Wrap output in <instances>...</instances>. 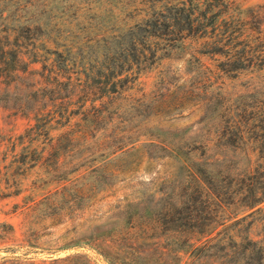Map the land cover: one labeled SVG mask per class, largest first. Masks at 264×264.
<instances>
[{"label": "rangeland", "instance_id": "374dc122", "mask_svg": "<svg viewBox=\"0 0 264 264\" xmlns=\"http://www.w3.org/2000/svg\"><path fill=\"white\" fill-rule=\"evenodd\" d=\"M199 1L0 0V264H251L242 259L249 245L233 248V234L263 240L264 201L233 223L242 215L233 218L238 180L259 161L256 143L233 136V98L264 106V68L221 71L217 56L197 52L200 40L163 35L160 58L135 59L117 76L126 78L112 123L138 140L108 157L103 176L87 173L108 159L91 153L102 130L88 132L79 152L61 134L73 127L61 125L63 106L69 115L77 104L63 95L78 80L87 90L111 80L129 40ZM221 2L264 29V0ZM101 86L102 96L112 90ZM46 115L47 137L23 136ZM258 134L251 129L249 140ZM165 144L197 160L210 191H196Z\"/></svg>", "mask_w": 264, "mask_h": 264}, {"label": "trees", "instance_id": "16d2710c", "mask_svg": "<svg viewBox=\"0 0 264 264\" xmlns=\"http://www.w3.org/2000/svg\"><path fill=\"white\" fill-rule=\"evenodd\" d=\"M221 1L206 0L203 2L201 0L196 5L198 6L196 9L194 7L180 8L171 15L164 16L167 23L159 25V28H155L152 32L146 30L145 34L136 37L137 39L129 40L127 47L121 48L120 52L116 54L118 59L121 56L120 61L122 66L120 70L112 72L111 80L100 83L101 87L109 85L110 89H112L108 91L106 96L100 94V86L95 85L87 90L85 89L84 82L78 80L82 83L75 85L77 88V90L75 89L76 92H67L63 95L66 102L72 96L77 99L75 108H69V115L68 107L63 106L61 118L66 119V121L61 125L67 128L70 125L73 126L67 130H63L61 134L64 139L70 142L71 146L79 152L87 146L88 132L91 130L96 131V129L100 128L103 134L99 138V148L91 153L98 152V155L103 158L102 161L111 155H116V152L126 150L127 146H131V144L138 140L133 132L129 131L124 134V129L116 127L119 125V122L116 124L112 123L114 118L118 119L120 117L118 114L121 112L120 106H113L112 100L115 98V94L120 95L123 91L122 88H119L118 82L126 78V76L123 79L117 78V76L123 72L127 75L135 59L136 61L137 59L143 60L146 58V55H156L157 58H160L161 54L156 53H159L161 48L156 46L155 40L162 39L163 35L179 33L182 34L181 37L189 36L194 38L195 41L200 40L201 43L199 45L204 50L199 49L197 52L217 56L218 63L216 67L221 71L262 70L264 68V29H261L260 26L255 27L251 25V22H248V20H243L238 12L234 14L233 10L229 8L230 6L226 2L222 4ZM255 15L257 14L255 13ZM251 16L252 18L255 17L253 14L248 15L249 18ZM102 76V73H94L93 77ZM209 78L210 76L205 80ZM73 84L75 82L72 83V86ZM199 85L200 83L196 84L194 88L200 89ZM234 95L236 97L233 98V136L234 138L236 137V140H248L249 142L253 141L256 143L259 160L258 165L247 174L248 177L243 176L238 180L237 189L233 192V206L238 207H234L236 210H233V218L242 214L240 218L233 220V223H238L239 220H243L244 217L250 216L253 212L260 211L262 207L259 204L264 201V106L255 111L248 110L247 106L242 103L244 95L238 92L234 93ZM199 99L201 98H196L194 101ZM107 100H110L109 105L105 103ZM49 112L47 111V113ZM73 117H77V120L71 122V118ZM33 119V125L24 130L23 136L35 138L36 136L46 135L47 137L50 131L48 125L49 116L46 115L42 119L34 116ZM251 129H256L259 134L249 140L248 133ZM106 131L109 132L108 135H104ZM150 143L148 142V144ZM165 147L173 152L171 154L187 170L188 178L196 184V191L202 193L200 189H203L204 186L208 190L210 189V180L204 175L197 160L180 153L177 146L165 144ZM109 160L110 158L105 160L106 162H100L98 165L92 166L87 173L95 171L97 172L95 178L103 176V166L110 163L111 161ZM94 181L97 183L99 180L94 179ZM94 181L91 184L92 187L95 185ZM219 203L221 206L223 205L221 200ZM212 239V237L204 238L202 241L203 246H207V242ZM222 241L224 240L219 239L216 244L223 245ZM189 244L192 248L193 242ZM244 244L249 246L244 247L246 254H244L245 256L243 255L242 259L246 257L253 264H264V238L263 240H252L246 235L238 236V234L234 233L233 248L236 246L238 248L243 247ZM196 248L194 247V249ZM252 262L250 263L252 264ZM174 264H178V262Z\"/></svg>", "mask_w": 264, "mask_h": 264}]
</instances>
